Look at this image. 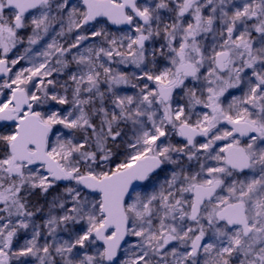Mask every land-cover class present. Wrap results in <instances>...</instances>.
<instances>
[{
  "label": "snow or ice",
  "instance_id": "snow-or-ice-1",
  "mask_svg": "<svg viewBox=\"0 0 264 264\" xmlns=\"http://www.w3.org/2000/svg\"><path fill=\"white\" fill-rule=\"evenodd\" d=\"M0 264H264V0H0Z\"/></svg>",
  "mask_w": 264,
  "mask_h": 264
}]
</instances>
